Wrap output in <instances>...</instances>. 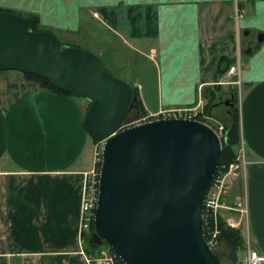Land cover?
Segmentation results:
<instances>
[{"label": "crops", "instance_id": "obj_1", "mask_svg": "<svg viewBox=\"0 0 264 264\" xmlns=\"http://www.w3.org/2000/svg\"><path fill=\"white\" fill-rule=\"evenodd\" d=\"M0 7L37 14L78 47L79 33L96 24L106 38L94 40L95 54L122 70L151 116L205 109L211 92L217 111L222 93L237 88L221 83L222 70L240 53L239 147L248 164L225 201L247 197L249 245L264 254V0H0ZM89 103L0 70V264H94L79 226L95 165L96 142L84 126Z\"/></svg>", "mask_w": 264, "mask_h": 264}, {"label": "water", "instance_id": "obj_2", "mask_svg": "<svg viewBox=\"0 0 264 264\" xmlns=\"http://www.w3.org/2000/svg\"><path fill=\"white\" fill-rule=\"evenodd\" d=\"M0 70L39 75L91 101L84 123L104 141L92 249L107 242L125 264H220L203 220L222 160V140L210 125L161 118L122 129L137 107L133 85L92 51L63 46L55 33L30 30L25 17L3 10ZM224 103L233 105L234 97Z\"/></svg>", "mask_w": 264, "mask_h": 264}, {"label": "built area", "instance_id": "obj_3", "mask_svg": "<svg viewBox=\"0 0 264 264\" xmlns=\"http://www.w3.org/2000/svg\"><path fill=\"white\" fill-rule=\"evenodd\" d=\"M243 16V11L236 10L235 18L239 20ZM222 84L234 85L236 87L242 86V58L241 54H238L237 61L232 64L228 71L224 73ZM205 114V109L202 103H199L193 107H177L170 109H162L159 112L138 118V120L128 126L143 123L152 119L161 118H187V119H199L208 117ZM201 120V119H199ZM203 121V120H202ZM218 135L222 136V125L217 127L212 126ZM104 141L96 143L95 147V160L94 167L86 173L85 184L83 185L82 203H81V225L82 232H88L91 229V224L94 223L95 212L97 203L99 200V182H100V167L102 163ZM100 163V165H99ZM248 161L245 157V149L243 144L239 147L237 159L229 166L223 165L218 168L208 194L205 199L204 208V233L205 238L209 246L215 251L221 243L222 229L221 220H224L227 227L238 229L241 231L243 225L248 227V218L250 217V209L247 197L235 203H227L225 201L226 195L229 193L232 180L234 177L240 175L246 169ZM99 165V166H98ZM235 213L236 215H232ZM228 215V216H227ZM227 216V217H226ZM247 233V231H246ZM248 234V233H247ZM250 243H247L245 254L238 264H264V254L256 249H253ZM110 252V251H109ZM103 251V257L93 260L94 264H116L117 253ZM92 261V259H89Z\"/></svg>", "mask_w": 264, "mask_h": 264}, {"label": "trees", "instance_id": "obj_4", "mask_svg": "<svg viewBox=\"0 0 264 264\" xmlns=\"http://www.w3.org/2000/svg\"><path fill=\"white\" fill-rule=\"evenodd\" d=\"M0 10L19 14L22 17H25L28 21L30 30H33V31H38V30H42V29L43 30H49V29L44 28L41 25L39 16L37 14L22 13V12H18L16 10L6 9V8H2V7H0ZM49 31H51V30H49ZM51 32H54V31H51ZM61 44H63V43L61 42ZM73 46H75V45H73ZM228 68H226L222 71L226 72L228 70ZM24 75L27 79L33 80L34 82L39 83L40 86L44 89H50V90L57 92L59 94H66V95H70V96L72 95L73 97H76L71 93H67L64 90H62L58 87H55L54 85L51 84V82L48 79H46L44 77H41L39 75L32 74V73H24ZM131 85H133V84H131ZM133 87H134V93L137 96V101L135 102L136 106H137L136 110H138L137 112L140 116H146V115H148V112L145 109L144 105L142 104V101H141L140 96H139V91H137L138 88L135 85H133ZM219 87L220 86H218L216 88L219 89ZM233 94H234L235 104L229 112L230 119L226 123L225 136L222 137V153H221L222 154V160L220 163V167L223 165L229 166L231 163L236 161L237 154H238V147L241 143L240 107H239V101L236 99V94L235 93H233ZM216 101H218V100H217V97L215 96V93L211 92L209 101L205 106V111L208 114L210 113V111L212 112V108H214V106H216ZM90 103H91V101H90ZM90 103H89V105L85 111V117H86L87 111L90 107ZM128 114L129 113H127L126 117L128 116ZM126 117H125L124 123L126 121ZM199 119H202V118H199ZM84 126L87 129L85 123H84ZM87 131H88V129H87ZM93 139L95 140V142H99V140H97L96 138L93 137ZM99 165H100V163H99ZM91 225L92 226H91V229L89 232H83V237H84L83 239L85 240L86 250L90 255H92L95 252L97 253V251L99 250V248L98 249H92L89 246L88 241H87L90 233L94 231V225L93 224H91ZM221 229H222L221 240L225 241L229 246H231L234 249L235 253L238 249H242V250L246 249V245H245V242H244V239H243V236H242L240 230H238V229L235 230L234 228L227 227L224 220H221ZM105 243H107V242H105ZM110 249L113 251L112 247ZM116 264H125V263L120 259L119 256H117Z\"/></svg>", "mask_w": 264, "mask_h": 264}, {"label": "rangeland", "instance_id": "obj_5", "mask_svg": "<svg viewBox=\"0 0 264 264\" xmlns=\"http://www.w3.org/2000/svg\"><path fill=\"white\" fill-rule=\"evenodd\" d=\"M89 24V23H88ZM90 28H95L96 30L95 31H88V32H83L81 31L79 33V35L81 36V39L77 42L81 45L82 48H85V49H88L94 53L97 52V46L95 45L96 44V40L97 37H99L100 39H103V38H106L105 35L103 34V32L101 31V29L99 27L95 25H92V24H89ZM88 26V27H89ZM55 32V31H54ZM55 34H57L56 36L59 38V40L63 43L62 45L63 46H73V44H76V43H70L68 40L66 39H62L61 35H59L57 32H55ZM93 42V43H92ZM78 44V45H79ZM113 62L115 63V60L113 59ZM113 63V64H114ZM103 66H106L109 65V64H105L104 62L102 63ZM118 66V64H116ZM113 75H115L116 77L122 79V70H118V68H113L111 66V68L108 69ZM124 80V79H122ZM227 86V85H226ZM241 88L242 87H237L236 89H232V90H229V92H225L224 94L222 93L221 97H220V107L217 111L214 110V112L208 114L206 111H205V114L206 116L208 117H205L204 116V119L202 118L201 120H203L205 123L211 125V126H215L217 127V129L219 127H221L222 125L224 126L223 128V134L221 136V140H222V137L225 136V128H226V123L229 121L230 119V115H229V112L231 110V108L234 106L235 102L233 103V105H226L224 103V101H229L232 96L234 97V94H236V99L239 101V107H240V93H241ZM219 101V100H218ZM215 107V106H214ZM214 108H212L213 110ZM138 110H131L129 111L128 113V116L126 117V121L125 123L123 124V126H128L130 124H133L135 123L138 118H142V116H140L137 112ZM241 232L243 234V239H244V242H245V245H247L248 243V239H249V233L247 234L246 233V229H245V225H243L242 229H241ZM88 241V240H87ZM250 243V241H249ZM99 250L97 251V253L95 252L94 254V260L96 259H100L102 258L104 255H103V251H107L108 255H110L111 253V247L109 246V244L107 243H103L100 247H98ZM97 248V249H98ZM110 251V252H109ZM113 252V251H112ZM217 252V253H216ZM215 253L217 254L218 258H219V262L220 264H238L239 261L241 260V258H243L244 256V250L242 249H238L235 253L234 249L229 246L225 241H221L220 243V246L215 250ZM236 256V258H235Z\"/></svg>", "mask_w": 264, "mask_h": 264}, {"label": "flooded vegetation", "instance_id": "obj_6", "mask_svg": "<svg viewBox=\"0 0 264 264\" xmlns=\"http://www.w3.org/2000/svg\"><path fill=\"white\" fill-rule=\"evenodd\" d=\"M133 111L135 110V108L134 109H132Z\"/></svg>", "mask_w": 264, "mask_h": 264}]
</instances>
